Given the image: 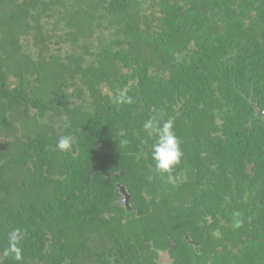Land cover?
<instances>
[{"label": "trees", "instance_id": "trees-1", "mask_svg": "<svg viewBox=\"0 0 264 264\" xmlns=\"http://www.w3.org/2000/svg\"><path fill=\"white\" fill-rule=\"evenodd\" d=\"M152 117L184 153L170 173ZM0 142V194L6 167L23 173L0 201V264H160L170 238V264H264V0H0ZM179 199L215 218L203 249L233 257L183 243L197 224L172 216Z\"/></svg>", "mask_w": 264, "mask_h": 264}, {"label": "clouds", "instance_id": "clouds-1", "mask_svg": "<svg viewBox=\"0 0 264 264\" xmlns=\"http://www.w3.org/2000/svg\"><path fill=\"white\" fill-rule=\"evenodd\" d=\"M116 103H131L132 98L126 95L125 91L117 90L115 96ZM143 130L149 138L153 140L150 147L151 160L155 164V169L159 173H170L174 167L180 164L184 155L179 138L174 131V122L169 119L162 121L158 117H152L143 124ZM72 137L61 136L57 142V147L61 151H68L72 147ZM124 144L127 141H123ZM9 253L16 254L19 259L20 249L17 247L16 235L13 233L9 237Z\"/></svg>", "mask_w": 264, "mask_h": 264}, {"label": "flooded vegetation", "instance_id": "flooded-vegetation-1", "mask_svg": "<svg viewBox=\"0 0 264 264\" xmlns=\"http://www.w3.org/2000/svg\"><path fill=\"white\" fill-rule=\"evenodd\" d=\"M249 168H250V166H249ZM117 184H119V183H117ZM117 184H116V186L118 187ZM119 186L124 188V185L122 186L119 184ZM118 189H119V187H118ZM124 190H125V188H124ZM125 192H126V190H125ZM123 197H124V195H123ZM137 200L138 199L134 200V202L132 204L133 206L129 205V203H127V205L124 203L123 204H124V206H126V208L128 210L132 209V211H135L136 213H138L139 212L138 206H134L137 204ZM129 202H130V200H129ZM202 202L203 201H201V200H191V199H185V202H183L179 199V200H176L174 202L173 206H179L180 207L179 209L174 207L173 212H171L172 216L175 219H177L178 221L184 220L187 222H192V220H193L197 224V225H195L196 234L194 235V237L191 236V230L188 229L185 232V234H183V236H181V240L184 241L183 243L185 245L191 246L194 249V251L196 253H198L199 255H207V256L212 257V256H215L216 254L217 255H225L226 254V256L233 257V254L231 251L234 250V246L232 244L228 245V247L225 248V247H223V245L221 247H219V246L215 247L214 242H212L213 245L208 246L207 249H203V245L205 244L204 243L205 241L213 240V235H214V232L216 230V227L214 225L211 228V230H207V228H206L207 225L215 224V222H214L215 218L213 217L212 214L209 215L207 212H206V215H203L201 213V212H203V210L200 212L198 211V209H199L198 204H200ZM172 204L173 203H171V205ZM183 209L186 210L185 212H187L189 210H194V215L192 217L188 216V215L183 216L182 214H180V212L183 211ZM149 211L151 212V209H149ZM161 215H162L163 222L168 223L169 217H171V216L167 215L166 207L162 209ZM133 217L135 219H137L136 216H133ZM219 221L222 224H226L224 220H219ZM199 227H202V233L199 231ZM229 234H230V231H229ZM217 235H219V233H217ZM170 239H171V244H169V246L167 248L162 250L161 254L159 255L160 264H170L171 261L173 260L171 258L172 256H170L169 250L175 246V242L172 241V238H170ZM260 239L264 242L262 235H261ZM243 247H244V245L242 246L241 244H239L236 248L239 251ZM246 248H247V246H246ZM246 248H245V250H246ZM261 248L264 249V245H262ZM245 250H244V252H245ZM181 262H182V260H181ZM181 262L179 261L180 264H181Z\"/></svg>", "mask_w": 264, "mask_h": 264}, {"label": "rangeland", "instance_id": "rangeland-1", "mask_svg": "<svg viewBox=\"0 0 264 264\" xmlns=\"http://www.w3.org/2000/svg\"><path fill=\"white\" fill-rule=\"evenodd\" d=\"M17 127L20 129L26 128V127L30 128V127H32V125L29 124L28 120H26V121L23 120V122H22V118H20L17 120ZM0 145L3 146L2 142H0ZM5 171L7 172V174L9 175V177L11 179V185L14 186V189L10 195L0 194V201L4 200V199H8V198L11 199L19 193V191L16 189V186H17V184H19L21 182V177L23 175L22 171L20 169H16V168H14L12 170L11 167H6Z\"/></svg>", "mask_w": 264, "mask_h": 264}, {"label": "water", "instance_id": "water-1", "mask_svg": "<svg viewBox=\"0 0 264 264\" xmlns=\"http://www.w3.org/2000/svg\"><path fill=\"white\" fill-rule=\"evenodd\" d=\"M118 187H119V190L121 193H123L124 197L122 198V203L126 204L128 203V199H129V195L125 192L124 188L123 187H120L119 184H117Z\"/></svg>", "mask_w": 264, "mask_h": 264}]
</instances>
